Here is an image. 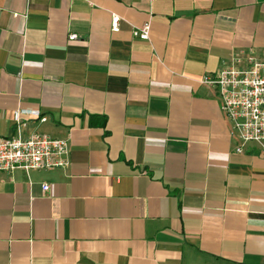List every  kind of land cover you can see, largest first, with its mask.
<instances>
[{
	"label": "crops",
	"instance_id": "0c3cea01",
	"mask_svg": "<svg viewBox=\"0 0 264 264\" xmlns=\"http://www.w3.org/2000/svg\"><path fill=\"white\" fill-rule=\"evenodd\" d=\"M248 53L264 0H0V137L70 145L0 172V264H264V153L201 82Z\"/></svg>",
	"mask_w": 264,
	"mask_h": 264
},
{
	"label": "built area",
	"instance_id": "2783aa9c",
	"mask_svg": "<svg viewBox=\"0 0 264 264\" xmlns=\"http://www.w3.org/2000/svg\"><path fill=\"white\" fill-rule=\"evenodd\" d=\"M120 17L112 15L111 28L119 29ZM149 21L134 31V36L149 38ZM70 40L78 38L75 33ZM201 82L214 88L220 111L230 124V135L235 140L234 151L243 152L249 144L264 153V57L253 53L236 55L215 73L205 74ZM46 120L39 110L18 108L13 114L16 134L0 137V172L16 169L26 172L65 168L70 164V145L67 137H52L39 131L25 135L23 117ZM43 191L48 185H43Z\"/></svg>",
	"mask_w": 264,
	"mask_h": 264
}]
</instances>
